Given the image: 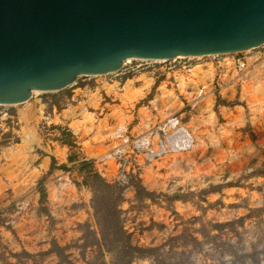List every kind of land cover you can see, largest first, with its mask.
I'll list each match as a JSON object with an SVG mask.
<instances>
[{"label": "rangeland", "instance_id": "obj_1", "mask_svg": "<svg viewBox=\"0 0 264 264\" xmlns=\"http://www.w3.org/2000/svg\"><path fill=\"white\" fill-rule=\"evenodd\" d=\"M138 65L38 93L28 117L24 104L0 107V264H264V46ZM167 90L175 103L153 106ZM29 128L31 152L9 157ZM65 130L77 146L73 164ZM82 160L117 184L106 225L82 185ZM139 186L151 196L138 198Z\"/></svg>", "mask_w": 264, "mask_h": 264}, {"label": "water", "instance_id": "obj_2", "mask_svg": "<svg viewBox=\"0 0 264 264\" xmlns=\"http://www.w3.org/2000/svg\"><path fill=\"white\" fill-rule=\"evenodd\" d=\"M264 46V0H0V107L116 74Z\"/></svg>", "mask_w": 264, "mask_h": 264}, {"label": "trees", "instance_id": "obj_3", "mask_svg": "<svg viewBox=\"0 0 264 264\" xmlns=\"http://www.w3.org/2000/svg\"><path fill=\"white\" fill-rule=\"evenodd\" d=\"M63 135L65 136V140L62 141L63 145H66L70 149V154L68 156L67 162L68 164H73L76 162L77 154L73 152V149H77V146L74 142V139L71 135V133L68 130H65L63 132ZM55 168V160L54 158H51V166L50 171H53ZM77 171L79 174L83 177L82 185L87 187L92 192V205L93 209L95 211V215L97 218H101V220H104L105 225L109 222V209L108 204L110 201H112V197L109 195L110 191L113 189H116L117 184L111 185L105 181L104 178L99 174L97 169L94 165V160H82L77 164ZM57 170H61L64 172H67L68 169L65 165H62L57 168ZM40 194V200L43 201L46 198V193L44 189H39ZM136 196L138 198H146L151 196L150 193H147L144 188L141 186L137 187L136 189ZM120 197H116L114 199V204L117 203V200H119ZM104 210L107 212L108 215L104 214Z\"/></svg>", "mask_w": 264, "mask_h": 264}, {"label": "bare ground", "instance_id": "obj_4", "mask_svg": "<svg viewBox=\"0 0 264 264\" xmlns=\"http://www.w3.org/2000/svg\"><path fill=\"white\" fill-rule=\"evenodd\" d=\"M199 59V58H198ZM131 60H128V62H130ZM163 61H160V62H156V63H162ZM125 63H127V62H125ZM227 68H231V66H232V64L231 63H228L227 65ZM198 68H194L193 70H197ZM260 69H262V68H260ZM193 70H190L189 72H192ZM198 73V72H197ZM200 73V72H199ZM201 74V73H200ZM202 76H203V78L202 79H206V78H209L210 76L212 77V71H208V72H206V73H202ZM180 79V81H179V83H180V89H184L185 88V83H184V80L185 79H183L182 77H180L179 78ZM204 80H203V82H204ZM207 80V79H206ZM133 84V81L132 80H128L127 81V84L124 86V91H126V90H128V92L130 91V87H131V85ZM188 84V83H187ZM186 84V85H187ZM204 84V83H203ZM149 85H150V82H148L147 84H144L141 88H139V89H136L135 88V90H134V95L132 96V97H129V99L131 100V101H136L138 98H140V97H142V95L144 94V91L146 90V89H148V87H149ZM201 86H203V85H201ZM260 86V85H259ZM259 88H261V86L259 87ZM162 89H164V88H162ZM205 89H206V87H205ZM206 91H207V89H206ZM200 92V91H199ZM201 93V92H200ZM204 94H203V100L204 99H208V98H210L212 95L210 94V93H205V92H203ZM38 94V92H34L33 93V96L34 95H37ZM125 94V93H124ZM127 94V93H126ZM125 94V95H126ZM130 94H131V92H130ZM164 94L165 93H163L162 94V96H159V97H156L155 98V100H153L152 102H151V104L153 105V106H156L158 103H160L159 102V100L160 99H164V98H166L167 100L169 99V100H172L173 102H171V103H175V97H173V95L171 94V91H169V90H167V95L166 96H164ZM199 94V93H198ZM127 98V97H126ZM211 99H212V97H211ZM129 100V101H130ZM128 101V102H129ZM131 103V102H130ZM24 105H25V107H23L24 109L21 111V115L23 116V117H28V115H29V113H30V109H29V104L26 102V103H24ZM212 107H213V101L212 100H210L209 102H208V104H207V106L205 107V113H208L209 114V117H210V119L212 118L213 119V113H212ZM118 128H121V127H118ZM117 128V129H118ZM144 128L145 129H147L148 128V123H145L144 124ZM122 130H123V128H122ZM117 134V132H115V134H113V135H116ZM36 142V137H35V134H34V131H33V129H31V128H29L28 129V131L25 133V136H24V138L22 139V141H21V143L20 144H18V145H16V146H14L13 148H11V149H8L7 150V153L9 154L8 156L9 157H11V158H14L15 156L17 157V156H19V157H24L27 153H30L31 152V150H32V145L34 144ZM51 193H52V195H53V199L55 198V189H52V191H51Z\"/></svg>", "mask_w": 264, "mask_h": 264}, {"label": "built area", "instance_id": "obj_5", "mask_svg": "<svg viewBox=\"0 0 264 264\" xmlns=\"http://www.w3.org/2000/svg\"><path fill=\"white\" fill-rule=\"evenodd\" d=\"M180 59H182V58H180ZM177 60L178 59H175L172 61L176 62ZM169 62H171V61H169ZM169 62H167V63H169ZM133 63H136V64L139 63V65L136 66V68L138 69V68L142 67L143 65L148 66V67H152V66L159 65V64H165L166 62L156 63V62H146V61H130V62L124 63L122 70L127 71L128 73H130V70L133 72L134 69L131 67Z\"/></svg>", "mask_w": 264, "mask_h": 264}]
</instances>
